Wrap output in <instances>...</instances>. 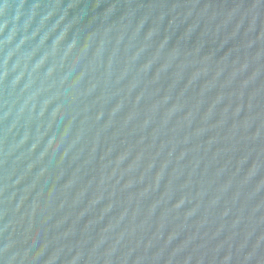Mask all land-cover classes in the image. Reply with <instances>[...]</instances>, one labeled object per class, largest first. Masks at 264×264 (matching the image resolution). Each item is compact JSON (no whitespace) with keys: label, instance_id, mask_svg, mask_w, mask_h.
<instances>
[{"label":"water","instance_id":"1","mask_svg":"<svg viewBox=\"0 0 264 264\" xmlns=\"http://www.w3.org/2000/svg\"><path fill=\"white\" fill-rule=\"evenodd\" d=\"M0 264H264V0H0Z\"/></svg>","mask_w":264,"mask_h":264}]
</instances>
